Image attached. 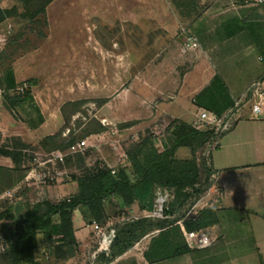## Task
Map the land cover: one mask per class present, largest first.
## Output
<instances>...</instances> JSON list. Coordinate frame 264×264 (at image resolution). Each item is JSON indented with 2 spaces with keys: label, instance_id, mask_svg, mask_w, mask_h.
<instances>
[{
  "label": "rangeland",
  "instance_id": "374dc122",
  "mask_svg": "<svg viewBox=\"0 0 264 264\" xmlns=\"http://www.w3.org/2000/svg\"><path fill=\"white\" fill-rule=\"evenodd\" d=\"M25 1L0 0L1 10H16L0 21L1 30L7 24L12 27L0 52V61L3 66L12 67L17 82L36 79L32 95L44 121L37 128H30L25 112L8 111L0 98V144L16 139L26 147L25 160L19 169L10 175L0 172V214L7 209L13 211L12 218L0 219V255L7 248L3 226L20 219L25 203L57 202L71 195L76 188L73 176L96 163H105L114 169L126 166V149L148 133L162 144L171 123V118L158 106L162 96L152 101V109L147 113L129 109V100L134 98L128 90L134 75L136 93L142 104L145 72L150 75L152 71L156 93L171 74L166 65L167 32L159 28V21L144 14V6L150 0H53L45 7L44 15L34 18L29 17ZM169 1L179 13L178 35L181 26L217 0ZM218 2L225 4L224 0ZM31 5L30 10L34 7ZM173 42V50L180 55L179 39ZM220 87V82L215 81L209 88L219 91ZM188 104L193 110L192 103ZM130 121L133 124L125 127L124 123ZM48 135L55 138L42 145L41 141ZM68 139L86 141V148L80 154L83 163L76 154H65L62 163L48 161L55 151L67 153L62 148ZM178 155L185 156L181 150ZM203 179L201 168V182ZM13 181L16 183L8 187ZM193 207L194 204L188 209L191 213ZM105 209L107 219L100 225L106 228L133 216L129 208L121 211L112 201L105 202ZM80 214L77 212L76 216ZM78 224L75 220L77 227ZM141 240L149 241L150 235ZM96 242L90 227L81 237L75 257L57 262L42 249L38 257L44 264H93L91 254ZM141 251V246L134 248L119 264H136L135 259L142 261ZM188 257L192 259L191 255Z\"/></svg>",
  "mask_w": 264,
  "mask_h": 264
},
{
  "label": "crops",
  "instance_id": "0c3cea01",
  "mask_svg": "<svg viewBox=\"0 0 264 264\" xmlns=\"http://www.w3.org/2000/svg\"><path fill=\"white\" fill-rule=\"evenodd\" d=\"M224 2L220 5L218 0L212 1L187 23L198 39V47L185 53H181L184 35L180 31L177 35L179 13L171 2L150 0L144 6L145 16L159 21V28L167 32L166 65L171 74L156 93L152 71L150 75L145 72L142 104L136 93L134 75L128 90L134 98L129 100L130 111L135 113L142 109L147 113L152 109V101L162 96L158 106L171 120L193 125L200 111L215 115L218 112V116L232 111L234 116L232 127L221 134L218 147L210 154L209 167L215 179L209 178L210 186L193 207V213L203 208L218 212V222L205 228L213 239L211 245L195 247L188 254L152 264L173 260H177L175 264H264V3ZM178 39L180 55L173 50V41ZM215 77L222 81L224 91L207 90ZM252 83H260L263 90L260 98L252 95ZM188 102L192 103L193 110ZM256 103L260 112L254 117L251 107ZM157 146L162 149L161 142ZM183 153L187 155L186 151ZM12 166L9 158L0 155V167ZM75 191L76 188L72 194ZM77 212L80 213L79 210L73 212V226L80 244L90 226L85 224L81 214L76 216ZM128 212L135 219L147 211L133 203ZM75 220L79 222L78 227ZM148 243L142 240L135 243L108 264H119L140 246L142 261L133 260L136 264H149L143 257Z\"/></svg>",
  "mask_w": 264,
  "mask_h": 264
},
{
  "label": "trees",
  "instance_id": "16d2710c",
  "mask_svg": "<svg viewBox=\"0 0 264 264\" xmlns=\"http://www.w3.org/2000/svg\"><path fill=\"white\" fill-rule=\"evenodd\" d=\"M52 1L26 0L25 9L29 17L34 18L44 15L45 7ZM30 4L34 6L32 10L29 8ZM15 12V9H0V21ZM21 16L24 17L25 14ZM262 77L264 78V75ZM215 81L220 82V89L224 91L220 79L215 77L212 83ZM35 83L36 80L32 78L23 83L17 82L12 67L3 66L0 61L2 102L10 112L15 109L25 112L28 116L27 123L32 129L44 121L31 92ZM23 84L26 88L18 91L17 88ZM132 124V121L126 122L124 126L129 127ZM166 132L161 150L155 137L149 133L145 134L126 149L127 165L114 169V173H111L105 163H96L86 167L79 175L73 176L76 183V191L73 194L57 202L42 200L33 204L25 203L20 211V219L3 226V238L7 248L0 255V264H44L38 257L40 249L55 261L65 262L79 252V242L73 226L75 210L80 211L88 225L93 221L105 224L106 201L114 202L121 211L133 203H137L140 209L151 211L155 192L159 189L167 190L172 195L164 209V217L153 219L142 216L114 225L109 252L98 253L94 264L110 263L147 235H150V240L143 257L149 264L190 253L192 249L187 245L183 231L205 229L219 220L218 212L214 209L203 208L196 213L188 210L210 186L209 177L212 170L202 156V151L216 135L212 129H196L193 125L176 119L171 120ZM54 138V135H48L41 144L44 145ZM6 141L7 143L0 144V155L9 158L13 166L0 167V172L5 171L10 175L19 169L25 160L26 147L16 139ZM74 143L73 139L66 140L62 150ZM180 150L186 151L187 155L179 156ZM198 153H201L200 158ZM75 156L83 163L80 154ZM201 168L204 178L202 182ZM15 183L16 181H13L8 187ZM185 206L188 207L184 210ZM12 212L7 209L5 213L0 214V219L12 218Z\"/></svg>",
  "mask_w": 264,
  "mask_h": 264
},
{
  "label": "built area",
  "instance_id": "2783aa9c",
  "mask_svg": "<svg viewBox=\"0 0 264 264\" xmlns=\"http://www.w3.org/2000/svg\"><path fill=\"white\" fill-rule=\"evenodd\" d=\"M253 5H259L264 3V0H250ZM12 27L10 24H7L3 30L0 29V52L2 51L7 36L11 33ZM180 33L184 35V41L182 43L181 53H185L186 51L194 50L198 47V39L195 35H193L188 25H184L180 27ZM26 88V85L18 87V91H23ZM250 90L253 96L261 97L263 95V90L261 88L260 83H252L250 86ZM2 96V90L0 89V98ZM252 115L255 117L260 112L259 103L253 104L251 107ZM234 121L233 112L229 111L223 115H215L206 111H200L197 114L196 121L193 123V127L196 129H212L216 135V137L209 143H207L202 151V156L205 158L207 165L209 166V158L212 151H214L218 147V141L220 135L229 130L232 127ZM86 148V141L80 140L70 145L67 148V153H62L60 151H55L51 153V157L48 161H58L63 162L65 154H83ZM111 169V173H114V168L108 166ZM210 180L215 179V174L211 173ZM172 195L167 190H157L155 192V200L153 209L151 211H147L144 214V217L150 218H163L164 217V209L166 208L167 203L171 200ZM133 218V217H132ZM89 226L92 229V232L97 240L96 248L93 250L91 256L93 262L98 253H108L109 252V242L110 238L113 234L112 228H106L101 226L99 223L93 221ZM185 241L187 245L192 249L195 247L204 248L211 245L213 239L209 235L206 229H201L193 232H185L183 231ZM94 264V263H93Z\"/></svg>",
  "mask_w": 264,
  "mask_h": 264
}]
</instances>
